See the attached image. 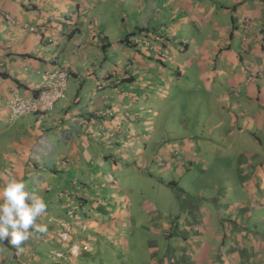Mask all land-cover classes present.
Returning <instances> with one entry per match:
<instances>
[{"label":"crops","instance_id":"obj_1","mask_svg":"<svg viewBox=\"0 0 264 264\" xmlns=\"http://www.w3.org/2000/svg\"><path fill=\"white\" fill-rule=\"evenodd\" d=\"M61 65L54 107L11 120ZM9 171L47 231L0 264H93L100 243L107 264H264V0H0Z\"/></svg>","mask_w":264,"mask_h":264},{"label":"clouds","instance_id":"obj_2","mask_svg":"<svg viewBox=\"0 0 264 264\" xmlns=\"http://www.w3.org/2000/svg\"><path fill=\"white\" fill-rule=\"evenodd\" d=\"M25 189L22 177L10 171L4 174L0 183V241L10 238L11 247L18 253L35 233L47 231L46 224L37 223L47 210L45 199Z\"/></svg>","mask_w":264,"mask_h":264},{"label":"built area","instance_id":"obj_3","mask_svg":"<svg viewBox=\"0 0 264 264\" xmlns=\"http://www.w3.org/2000/svg\"><path fill=\"white\" fill-rule=\"evenodd\" d=\"M70 75L69 66L61 65L43 73L39 90L34 97H24L17 92H12L7 98L10 119L15 120L19 116L28 113H45L50 111L55 103L63 96ZM68 215L70 217H76L77 213L70 210L68 211ZM55 220L60 229L59 238L65 243L68 240L70 227L66 221L58 218ZM54 254L56 256H62L61 252H55Z\"/></svg>","mask_w":264,"mask_h":264},{"label":"rangeland","instance_id":"obj_4","mask_svg":"<svg viewBox=\"0 0 264 264\" xmlns=\"http://www.w3.org/2000/svg\"><path fill=\"white\" fill-rule=\"evenodd\" d=\"M200 107H201V105H200ZM131 182H134L135 184L139 183L137 179H132ZM209 207H212L213 208V206H211V202L207 201L205 203V209H204V212L205 213H207L209 211ZM214 210H215V208L211 209V211H210L211 214L213 213ZM211 214H207V215L210 216ZM102 247H103V245H102V243H100L99 251L97 253H95V256L92 255V254L90 255L91 257L89 258V260H91L92 262H94L93 264H107V262H103L104 259H107L109 257H113V255L110 256V255L105 254ZM48 250L49 249H47V251ZM90 252H93V249H91ZM82 254L86 258L89 257V254H88L87 251H83ZM93 256H94V260L92 259Z\"/></svg>","mask_w":264,"mask_h":264}]
</instances>
